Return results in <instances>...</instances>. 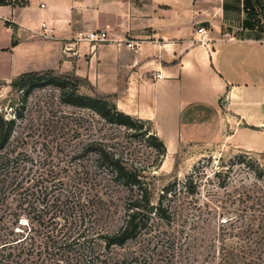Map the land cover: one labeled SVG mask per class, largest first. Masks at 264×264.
<instances>
[{
    "label": "crops",
    "instance_id": "obj_1",
    "mask_svg": "<svg viewBox=\"0 0 264 264\" xmlns=\"http://www.w3.org/2000/svg\"><path fill=\"white\" fill-rule=\"evenodd\" d=\"M264 0H11L0 3V81L31 72L87 78L152 122L166 156L193 141L264 154ZM204 27L205 32L198 29ZM108 39H79L88 31ZM128 41L136 46L130 48ZM161 74L162 78L154 76Z\"/></svg>",
    "mask_w": 264,
    "mask_h": 264
},
{
    "label": "rangeland",
    "instance_id": "obj_2",
    "mask_svg": "<svg viewBox=\"0 0 264 264\" xmlns=\"http://www.w3.org/2000/svg\"><path fill=\"white\" fill-rule=\"evenodd\" d=\"M254 10L253 27L264 32V7ZM54 75H68L82 94L114 100L87 78L77 79L73 73ZM52 76L32 89L0 81V115L6 122L14 121L11 138L0 145V182L4 181L6 188L2 196L12 212L31 190L42 208V192L47 187L48 199L60 193L90 199L88 217L98 231L119 229L132 192L104 168L94 166L95 157L86 149L92 143H102L137 171L148 185L153 203L173 180L183 181L193 173L198 182L196 194L182 205L188 206L184 216L171 222L155 217L150 233L113 250L116 256L148 248V253L163 252L165 264H173V250L177 264H264V198L258 199L264 184L244 165L227 172L231 159L244 150L225 141H193L184 143L175 155L160 157L149 136L154 132L152 122L129 129L107 122L93 110L64 103ZM248 155L264 167V154ZM224 180L228 183L223 186ZM16 185L19 188L13 189ZM25 207L20 210L28 212ZM20 222H27L26 217Z\"/></svg>",
    "mask_w": 264,
    "mask_h": 264
},
{
    "label": "trees",
    "instance_id": "obj_3",
    "mask_svg": "<svg viewBox=\"0 0 264 264\" xmlns=\"http://www.w3.org/2000/svg\"><path fill=\"white\" fill-rule=\"evenodd\" d=\"M10 1L0 0V3ZM249 5L244 26L254 29L256 7L251 1ZM52 74L54 72H45V74L31 72L22 74L11 82L19 87L29 85L32 89L40 85L46 76ZM75 77L78 79L77 76ZM52 78L61 89L60 95L64 103L88 108L107 122L126 126L129 129H140L148 121L121 111L110 97L80 93L77 84L68 80V75H54ZM13 123V120L6 122L0 115V145L4 146L11 138ZM149 136L159 156L165 157L167 153L165 142L155 132ZM86 151L93 153L94 166L104 168L115 182L132 192L126 202L125 218L120 228L113 232L98 231L93 219L88 217L87 205L90 199L82 195L62 193L48 199L47 187L46 192H42L45 198L42 208L36 204L35 191L31 190L25 196L24 202H21L23 204H17V209L12 212L4 198L5 195L2 196L6 193L3 181L0 182V264H165V257L162 258L163 252L149 250L148 253L146 251L148 248H144L139 253L116 256L113 250L123 249L131 242L150 233L155 217L171 222L180 215L184 216L188 206L182 205H185V200L194 196L198 189L195 175L192 173L183 181L169 182L162 188L158 202L153 203L149 187L139 178L137 171L128 167L106 145L92 143ZM239 165L246 166L248 173L257 182L264 184V167L247 152L234 156L227 172H231ZM226 182L223 181V186ZM257 182L254 184L258 185ZM18 188L19 186L16 185L13 189ZM28 189L30 188H26ZM261 198H264V188L258 199ZM23 205H26L25 209L28 208V212L20 210ZM93 209L94 207L91 208V212ZM22 216L26 217L27 222H20ZM173 252L170 261L177 264L178 257L175 250Z\"/></svg>",
    "mask_w": 264,
    "mask_h": 264
},
{
    "label": "built area",
    "instance_id": "obj_4",
    "mask_svg": "<svg viewBox=\"0 0 264 264\" xmlns=\"http://www.w3.org/2000/svg\"><path fill=\"white\" fill-rule=\"evenodd\" d=\"M198 32L199 33H204L205 32L204 27H200L198 29ZM108 37H109V35H108V31L107 30H103V31H88L85 34H81V36H79V39L86 40V41H89V42H102V41L107 40ZM127 45L130 48H134L136 46V44L133 41H128ZM154 77L156 79H160V78H162V75L161 74H156Z\"/></svg>",
    "mask_w": 264,
    "mask_h": 264
}]
</instances>
